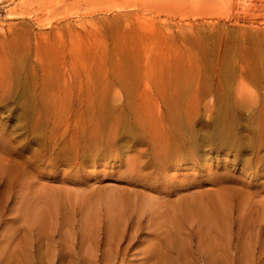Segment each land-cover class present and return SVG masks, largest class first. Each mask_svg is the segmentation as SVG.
Masks as SVG:
<instances>
[{"label":"rangeland","instance_id":"rangeland-1","mask_svg":"<svg viewBox=\"0 0 264 264\" xmlns=\"http://www.w3.org/2000/svg\"><path fill=\"white\" fill-rule=\"evenodd\" d=\"M134 11L145 15L146 26L138 25ZM116 51L119 63L130 67L132 93L143 88L148 64L153 88L164 94L161 115L156 101L145 106L147 133L126 136L116 115L23 113L13 95L5 99L2 85L0 156L8 162L0 173V264H264V202L247 201L251 194L264 198L257 157L264 150L254 142L264 128V0H0V70L27 68L29 80L52 83L57 93L67 88L76 97L98 99L108 75L122 68ZM121 88L115 87L123 100ZM246 98L254 99L251 105ZM165 116L171 135L159 147L152 135ZM222 117L231 131L246 134L248 167L217 141ZM103 118L99 131L92 120ZM82 126L90 139L83 138ZM168 157L175 162L160 165ZM222 189L231 205L222 201Z\"/></svg>","mask_w":264,"mask_h":264},{"label":"bare ground","instance_id":"bare-ground-1","mask_svg":"<svg viewBox=\"0 0 264 264\" xmlns=\"http://www.w3.org/2000/svg\"><path fill=\"white\" fill-rule=\"evenodd\" d=\"M149 5V4H148ZM164 8H165V6H164ZM147 7H146V11H147ZM153 9V8H152ZM174 9V8H173ZM143 10H145V9H143ZM150 10H151V8H150ZM171 10H172V8H171ZM148 11H149V9H148ZM162 11V10H161ZM134 12H136L135 14H134ZM134 12H132V15H135V18L134 19H137V21H138V25L140 26L141 25V21H143L144 23V25H145V15H143V14H141V13H139L138 11H134ZM160 12V11H159ZM128 13V12H127ZM122 14V15H128V17H126L125 19L128 21V18L130 17V15L129 14ZM156 19V18H155ZM154 20V19H153ZM148 21V20H147ZM150 21V20H149ZM155 21V20H154ZM161 21H163V20H161ZM82 22V21H81ZM91 22V21H90ZM151 22L152 23H154L152 20H151ZM150 22V23H151ZM158 22V21H157ZM164 22V21H163ZM163 22H162V24H163ZM68 23V22H67ZM93 23H95L94 21H93ZM148 23V22H147ZM152 23L150 24V25H152ZM169 23V22H168ZM166 21H165V24L167 25L168 24ZM155 24V23H154ZM157 24V23H156ZM170 24V23H169ZM83 25V24H82ZM81 25V26H82ZM92 25V24H91ZM147 25H149V24H147ZM158 25V24H157ZM165 25V26H166ZM191 25V24H190ZM146 26V25H145ZM155 26V25H154ZM183 26V25H182ZM84 27H85V25H84ZM96 27V26H95ZM99 27V26H98ZM98 27H96L95 28V30L94 31H96V29H98ZM105 27V26H104ZM104 27H101V29L102 28H104ZM142 27H143V25H142ZM148 27V26H147ZM150 27V26H149ZM157 27V26H156ZM163 27V26H162ZM180 27H181V25H180ZM186 27V26H185ZM58 29H59V27H57ZM61 28V27H60ZM152 28V27H151ZM171 28V27H170ZM184 28V27H183ZM100 29V28H99ZM98 29V30H99ZM100 29V30H101ZM153 29V28H152ZM157 29V28H156ZM166 29V28H165ZM167 29H168V26H167ZM61 30V29H60ZM59 30V31H60ZM88 31H89V29H87ZM97 30V31H98ZM104 30H105V28H104ZM107 30V29H106ZM168 30H170V29H168ZM101 31H103V29L101 30ZM172 31H174V30H172ZM182 31H183V29H182ZM161 32V31H160ZM179 32H181L180 31V28H179ZM218 32V31H217ZM89 33V32H88ZM98 32H96V34H97ZM104 33H105V31H104ZM103 33V34H104ZM172 33V32H171ZM175 33V32H174ZM177 34H178V32H176ZM175 33V34H176ZM182 33V32H181ZM180 33V34H181ZM225 33V32H224ZM102 34V35H103ZM170 34V33H169ZM177 34L174 36V38H176L177 37ZM208 34H209V32H208ZM211 34V33H210ZM219 34V33H218ZM131 35V34H130ZM183 35V34H182ZM185 35L187 36V33H185ZM193 34H191V35H189L188 37L190 38V36L193 38V36H192ZM212 35L214 36V33H212ZM222 35V34H221ZM59 36H60V34H59ZM87 37H88V34L86 35ZM104 36V35H103ZM106 36V35H105ZM184 36V35H183ZM194 36H196L195 34H194ZM204 36V35H203ZM202 36V37H203ZM199 37V36H198ZM210 37V36H209ZM218 37V36H217ZM226 37V36H225ZM89 38V37H88ZM122 38H126V37H122ZM137 38V37H136ZM170 38H171V35H170ZM172 38H173V36H172ZM181 38V37H180ZM179 38V39H180ZM190 39L191 41L193 40V39ZM204 38V37H203ZM206 38V37H205ZM204 38V39H205ZM91 39V38H90ZM105 39V38H104ZM168 39V38H167ZM186 39H188L187 37H186ZM185 39V37H184V40H186ZM198 39V38H197ZM216 39V38H215ZM219 39V38H218ZM217 39V40H218ZM221 39V38H220ZM223 39V38H222ZM150 40V39H149ZM155 40V39H154ZM174 40V39H173ZM183 40V39H182ZM190 40H188V41H190ZM199 40H200V38H199ZM206 40H208V37H207V39ZM226 40H227V38H226ZM62 41V40H61ZM95 41H96V39H95ZM104 40H102L101 42H103ZM137 41H139L138 39H137ZM148 41V40H147ZM175 41V40H174ZM181 41V40H180ZM187 41V42H188ZM194 41V40H193ZM205 41V40H204ZM203 41V42H204ZM211 41V40H210ZM209 41V42H210ZM221 41V40H220ZM219 41V42H220ZM230 41V40H229ZM58 42H60V41H58ZM127 42V41H126ZM145 42V41H144ZM196 42V41H195ZM216 42V41H215ZM146 43V42H145ZM186 43V42H185ZM188 43H190V42H188ZM201 43V42H200ZM225 43H227V42H224V44ZM230 43H231V41H230ZM16 44V43H15ZM133 44V43H132ZM190 44H192V42L190 43ZM233 44V43H232ZM63 45V44H62ZM122 45V44H121ZM136 44L134 43V46H135ZM147 45H148V43H147ZM196 45H198V44H196ZM203 45H204V43H203ZM205 45H207V46H209L208 44H205ZM211 45H213V44H211ZM220 45H222L221 43H220ZM132 46V45H131ZM193 46V45H192ZM215 46H217V45H215ZM218 46H219V44H218ZM225 46V45H224ZM227 46V45H226ZM233 46V45H232ZM186 47V46H185ZM213 47V46H212ZM223 47V46H222ZM228 47V46H227ZM226 47V48H227ZM98 48V47H97ZM216 48H218V47H215L214 49L216 50ZM226 48H221V49H224L223 51H225V49ZM206 49V48H205ZM220 49V48H219ZM120 50H121V48H120ZM129 50V49H128ZM127 50V51H128ZM147 50V49H146ZM145 50V51H146ZM182 50H184V49H182ZM105 51V50H104ZM133 51H135V50H133ZM137 51V50H136ZM139 51V50H138ZM137 51V52H138ZM217 51V50H216ZM219 51V50H218ZM236 52V51H235ZM234 52V53H235ZM215 53V52H214ZM225 53H226V55L227 54H229L228 52H226L225 51ZM120 54V53H119ZM119 54H118V52L116 51L115 52V57H116V59H115V57H113L115 60H116V63H117V65H121V63H119L120 62V56H119ZM125 54V53H124ZM180 54H181V52H180ZM218 54H219V52H218ZM102 55V54H101ZM141 55V54H140ZM190 55H191V53H190ZM198 55V54H197ZM216 55V54H215ZM222 55V54H221ZM220 55V56H221ZM128 56V55H127ZM142 56V55H141ZM181 56V55H180ZM184 56H185V54H184ZM23 58L25 57L24 55L22 56ZM103 57V56H102ZM136 57V56H135ZM146 57V56H145ZM173 57V56H172ZM194 57V56H193ZM227 57H228V55H227ZM227 57L226 58H224L223 60H225V59H227ZM28 58V57H27ZM127 58V57H126ZM134 58V57H133ZM150 58V57H149ZM221 58V57H220ZM220 58H219V60H220ZM231 58V57H230ZM233 58V57H232ZM108 59H109V57H108ZM128 59V58H127ZM136 58H134L133 60H135ZM165 59V58H164ZM193 59V58H192ZM218 59V58H217ZM25 60V59H24ZM122 60V59H121ZM222 60V59H221ZM238 60H239V58H238ZM240 60H241V58H240ZM145 61V60H144ZM185 61V60H184ZM190 61V60H189ZM194 61V60H193ZM103 62V61H102ZM108 62V61H107ZM122 62H123V60H122ZM126 62V61H125ZM132 62H134V61H132ZM137 62V61H136ZM149 62V61H148ZM166 62V61H165ZM180 62H182V61H180ZM188 62V61H187ZM186 62V63H187ZM216 62H217V60H216ZM229 62V61H228ZM235 62V61H234ZM245 62H246V60H245ZM111 63H114V61L112 62H110L109 63V65L111 64ZM140 63V62H139ZM155 63V62H154ZM183 63V62H182ZM23 64H25V63H23ZM107 64V63H106ZM124 64V63H123ZM126 64H128V63H126ZM133 64V63H132ZM188 64V63H187ZM224 63L222 62V65H223ZM104 65V64H103ZM108 65V66H109ZM134 66H135V63L133 64ZM147 66L145 67V69H143L142 70V72H143V77H144V85H143V88L141 89V90H139V91H137V92H133L132 93V87H131V85L133 84V82L132 81H134V80H132L131 79V76H130V74H129V71L131 72V70H127V68H130V67H127V65H126V67H123L122 65V68H118V71L116 72V71H114V72H111L109 75H108V78L104 81V88L101 90L102 91V96H100V97H98V99H92V98H90V96H86L85 98L83 97V98H79V97H76L74 94H73V92H71V91H67V88H64L63 89V91H62V93L60 94V93H57V91H55L56 90V86H54V84H52V83H48L47 81H43V82H41L40 84L36 81V80H34V81H36V82H34L33 80H29V72H28V70H27V68H26V71L25 70H22V69H18V70H12V69H6V68H3V69H1L0 70V93H1V91H2V85H6L5 87H4V89H3V96L5 97V95H8V97H9V95H13V97L16 99V102H17V109H19L20 111H22L23 113H29V114H31V113H34V112H36V113H38V114H41L42 116H44V117H48V116H58V115H60V114H62V113H67V112H80L81 114H101L102 116H104L105 114L107 115V116H109L108 118L107 117H105L106 119H109L112 115H116V116H118L119 117V119H120V127H119V129L121 130H123L122 132H124V133H126V136H128V137H133L134 136V134H143V133H147V131H149L148 129H149V127H150V120H146L145 118L143 119V115L146 113L147 114V108L145 107L146 105H149V103H150V100H153L154 102L156 101V104H159L158 102V100H159V98L161 97V95H164L163 94V92H160L159 90H156L155 88H153V86H152V84H151V78H150V75H149V73H150V71H149V69H147L149 66H148V64H146ZM150 65H151V63H150ZM228 65V64H227ZM226 65V66H227ZM230 65V64H229ZM228 65V66H229ZM247 65H249V63L247 64ZM128 66H129V64H128ZM131 66V65H130ZM180 66V65H179ZM227 66V67H228ZM259 66V65H258ZM24 67H26V66H24ZM28 67V66H27ZM36 67V66H35ZM40 67V66H39ZM159 67V66H158ZM221 67V66H220ZM223 67V66H222ZM221 67V68H222ZM225 67V66H224ZM226 67V68H227ZM231 67V66H230ZM240 67V66H239ZM29 68H30V66H29ZM105 68V67H104ZM154 69H155V67H153ZM191 68V67H190ZM195 68V67H194ZM196 68H197V66H196ZM220 68V69H221ZM247 68V67H246ZM248 68H250V65H249V67ZM252 68H254L255 69V67H252ZM258 68V67H257ZM37 69V68H36ZM133 69V68H132ZM134 69H136V68H134ZM140 69H141V67H140ZM150 69H151V67H150ZM157 69V68H156ZM192 69V68H191ZM227 69H229V67L227 68ZM230 69H232V68H230ZM114 70H115V68H114ZM117 70V69H116ZM222 70H224V69H222ZM222 70H220V71H222ZM248 70V69H247ZM250 70H252V69H250ZM256 70V69H255ZM263 70H264V68H263ZM128 71V72H127ZM181 72H183L182 70H180ZM219 71V70H218ZM218 71H217V73H218ZM220 71H219V74H220ZM228 71V70H227ZM226 71V72H227ZM240 71H242V69L240 70ZM38 72V71H37ZM152 72V71H151ZM159 72H160V70H159ZM158 72V73H159ZM164 72V71H163ZM171 72V71H170ZM232 72H233V69H232ZM235 72V71H234ZM233 72V73H234ZM238 72V71H237ZM243 72V71H242ZM106 73V72H105ZM177 73V72H176ZM176 73H174V74H176ZM216 73V74H217ZM223 73V72H222ZM227 73H229V72H227ZM264 73V72H263ZM55 74V73H54ZM104 74V73H103ZM127 74H128V76H127ZM154 74V73H153ZM152 74V75H153ZM166 74V73H165ZM199 74V73H198ZM248 74H249V72H248ZM37 75H39V74H37ZM134 75V74H133ZM172 75V74H171ZM182 75V74H181ZM185 75V74H184ZM221 75V74H220ZM222 75H226V73L224 74H222ZM246 75V74H245ZM57 76V75H56ZM55 76V77H56ZM104 76V75H103ZM130 76V77H129ZM175 76V75H174ZM191 76V75H190ZM217 76V75H216ZM236 76V75H235ZM31 78H32V76H30ZM46 77V76H45ZM44 77V78H45ZM102 77V76H101ZM142 77V76H141ZM141 77H140V79H141ZM159 77V76H158ZM167 77V76H166ZM218 77H220L219 75H218ZM262 77H263V75H262ZM139 78V77H138ZM164 78V77H163ZM217 78V77H216ZM35 79V78H34ZM49 79V78H48ZM153 79V78H152ZM184 79V78H183ZM220 79V78H219ZM70 80V79H69ZM136 80H137V78H136ZM212 80V79H211ZM222 80V79H221ZM224 80V79H223ZM226 80H228V82H230L229 81V79H227L226 78ZM225 80V81H226ZM65 81V80H64ZM72 81V80H71ZM91 81H93V80H91ZM153 81V80H152ZM178 81V80H177ZM213 81V80H212ZM215 81V80H214ZM234 81V80H233ZM232 81V83H234ZM79 82V81H78ZM143 82V81H142ZM202 82V81H201ZM205 82H206V80H205ZM217 82V81H216ZM241 82L242 83H244L242 80H241ZM65 83V82H64ZM80 83V82H79ZM93 83V82H92ZM103 83V82H102ZM140 83V82H139ZM241 83V84H242ZM61 84V83H60ZM73 84H74V82H73ZM76 84H77V82H76ZM94 84V83H93ZM96 84H97V82H96ZM229 84V83H228ZM63 85V84H62ZM61 85V86H62ZM70 85H72V83L70 84ZM81 85V84H80ZM84 85V84H83ZM82 85V86H83ZM98 85V84H97ZM117 85H120V86H122V88H124V99L122 100V98H121V94H120V91H118V90H116L115 89V87H117ZM213 85V84H212ZM60 86V87H61ZM76 86H78V85H76ZM93 86H96V85H93ZM222 85H220V87H221ZM239 86V85H238ZM242 86V85H241ZM59 87V88H60ZM167 87H169V86H167ZM192 87V86H191ZM80 88V87H79ZM95 88V87H94ZM93 88V89H94ZM99 88V87H98ZM115 90H114V89ZM121 88V89H122ZM213 89H214V87H212ZM242 87H240V89H241ZM61 89V88H60ZM70 89L71 90H73L72 89V86L70 87ZM81 89H82V87H81ZM139 89V88H138ZM177 89V88H176ZM182 89V88H181ZM217 89V88H216ZM220 89V88H219ZM232 89H234L233 87H232ZM246 89V88H245ZM245 89H244V87H243V90L241 89V90H238V91H243L242 93H245ZM212 90V89H211ZM82 91V90H81ZM98 91V90H97ZM217 91H219V90H217ZM222 91V90H221ZM223 91H225V90H223ZM227 91H229L228 89H227ZM227 91H225L226 93H227ZM237 91V94L238 95H240V93ZM84 92V91H83ZM165 92V91H164ZM171 92H173V91H171ZM212 92V91H211ZM232 92V91H231ZM80 93H82V92H80ZM79 93V94H80ZM176 93H178V92H176ZM183 92H180V93H178V94H182ZM193 93V92H192ZM229 93V92H228ZM227 93V94H228ZM241 93V94H242ZM246 93H248V91H246ZM78 94V95H79ZM110 94H113L112 96H113V98H115V99H113V98H111V99H113V101L115 102V101H120V104H118V105H114V103H113V101H112V103H110L109 102V99H108V96H110ZM135 94V96H136V98H133L132 99V96ZM205 94V93H204ZM220 94V93H219ZM225 94V93H224ZM226 94V95H227ZM232 94V93H231ZM1 95V96H2ZM115 95V96H114ZM183 95H184V93H183ZM195 95V94H194ZM221 95V94H220ZM10 96V97H11ZM82 96V95H81ZM94 96V95H93ZM99 96V95H98ZM225 96V95H224ZM228 96V95H227ZM231 96V95H230ZM241 96V98H242V95H240ZM4 97H3V99H4ZM8 97H5V99H8ZM197 97V96H196ZM12 98V97H11ZM179 98H180V100L182 99V97L181 96H179ZM194 98V97H193ZM218 98V97H217ZM221 98V97H220ZM225 98V97H224ZM248 98V97H247ZM247 98H246V100H247ZM255 98V97H254ZM110 99V100H111ZM132 99V100H131ZM163 99V98H162ZM187 99V98H186ZM185 99V100H186ZM191 99V98H190ZM245 99V98H244ZM252 98H250V100H251ZM261 99V98H260ZM9 100V99H8ZM167 100V99H166ZM197 100H198V98H197ZM256 100V99H255ZM229 101V100H228ZM234 101V100H233ZM247 101H249V100H247ZM245 102L244 101V103H246L247 105H248V103L251 105V103L254 101V99H253V101L252 102ZM258 101V100H257ZM261 101V100H260ZM117 102V103H118ZM165 102V101H164ZM262 102V101H261ZM260 102V103H261ZM161 103H162V101H161ZM209 103V102H208ZM207 103V104H208ZM233 103V102H232ZM255 103H257L256 101H255ZM2 104V103H1ZM3 104H5V103H3ZM223 104H226V103H223ZM7 105H9V104H7ZM180 105V104H179ZM210 105V104H209ZM243 105V104H242ZM242 105H240V106H242ZM247 105L245 106V107H247ZM254 105V104H253ZM259 105V104H258ZM152 106V105H151ZM162 106V105H161ZM160 106V104H159V108L161 109L162 107ZM174 106V105H173ZM208 106V105H207ZM227 106H228V104H227ZM150 107V106H149ZM198 107V106H197ZM196 107V108H197ZM209 107V106H208ZM234 107V106H233ZM244 107V108H245ZM248 107H250V106H248ZM247 107V108H248ZM159 108H157V109H159ZM151 109V108H150ZM187 109V108H186ZM220 109H221V107H220ZM166 110V109H165ZM191 110V109H190ZM190 110H188V111H190ZM222 110V109H221ZM223 110H225V109H223ZM234 110V109H233ZM161 111H162V109L160 110V115H161ZM178 111V110H177ZM187 111V112H188ZM239 111V110H238ZM150 112V111H149ZM163 112H164V110H163ZM218 111H216V113H217ZM232 112V111H231ZM230 112V113H231ZM167 113V112H166ZM165 113V114H166ZM221 113V112H220ZM240 113V112H239ZM249 113V112H248ZM255 113V112H254ZM105 115V116H106ZM214 116V115H213ZM225 116V115H224ZM238 116V115H237ZM22 117V116H21ZM25 117V116H24ZM114 117V116H113ZM117 117V118H118ZM148 117H149V114H148ZM159 117V116H158ZM230 117V116H229ZM86 118V117H85ZM84 118V119H85ZM89 118V117H88ZM87 118V119H88ZM105 118H103V119H101V120H98V121H94V120H92L93 121V124H96L97 126V128H98V130L100 131L101 130V127L102 126H105L106 125V123H105ZM192 118V117H191ZM216 118V117H215ZM218 118V117H217ZM232 118V117H231ZM236 118V117H235ZM238 118V117H237ZM51 119V118H50ZM113 119V118H112ZM163 119V120H162ZM162 119H160V120H157L156 121V127H155V133H153V134H157V135H152V140L154 141V145H160L159 147H161L162 146V142H164V138L165 137H168V135H171V130H169V128H167L166 126H165V124H166V116L165 117H162ZM230 119V118H229ZM239 119V118H238ZM243 119V118H242ZM185 120V119H184ZM240 120V119H239ZM239 120H238V122H239ZM244 120V119H243ZM256 120V119H255ZM153 121V120H152ZM232 121V120H231ZM33 122V121H32ZM109 122V121H108ZM117 121L115 120V123H116ZM233 122V121H232ZM235 122H237L236 120H235ZM234 122V123H235ZM244 122V121H243ZM45 123H47V120H45ZM49 123V122H48ZM84 123L86 124V126H88V124L89 123H87V120L85 119L84 120ZM214 123V122H213ZM212 123V124H213ZM217 123H218V121H217ZM170 124V123H169ZM168 124V125H169ZM236 124H238V123H236ZM263 124H264V122H263ZM90 125V124H89ZM113 125H114V123H113ZM175 125V124H174ZM49 126V125H48ZM58 126V125H57ZM95 126V125H94ZM232 124L231 123H229L227 120H225L223 117L222 118H220L219 119V129H218V134L217 133H215V134H217V141H219V142H221L222 144H223V146H224V144H225V146L227 145V148L229 149L228 151H232V153L234 152V154H235V156H236V158H238V161H240V163H242L243 164V166L244 167H248L249 166V164H248V160H246L245 158H244V156L242 155V152L244 151V150H246V149H248V145H249V142L248 143H246L245 142V140H244V138L243 137H245V135L246 134H242L241 133V131H231L232 130ZM43 127V126H42ZM52 128H53V126H51ZM89 127V126H88ZM92 127V126H91ZM235 127H237V125L235 126ZM241 127H243V126H241ZM253 127V126H252ZM108 128V127H107ZM238 128V127H237ZM34 129H35V127H34ZM58 129V128H57ZM117 129H118V127H117ZM177 129V128H176ZM175 129V130H176ZM173 130V129H172ZM174 130V131H175ZM215 130H216V128H215ZM214 130V131H215ZM243 130H245L244 128H243ZM250 130V129H249ZM39 131V130H38ZM58 131V130H57ZM105 131V130H104ZM152 131V130H151ZM188 131V130H187ZM3 132V131H2ZM50 132V131H49ZM103 132V131H102ZM110 132H112V131H110ZM119 132V131H118ZM176 132H178V130L176 131ZM181 132V131H180ZM7 133V132H6ZM6 133H5V135H6ZM57 133V132H56ZM79 133V132H78ZM95 133V131L93 130V133L92 134H94ZM97 133H100V132H97ZM175 133V132H174ZM173 133V134H174ZM3 134V133H2ZM47 134L48 133H46V136H47ZM105 134V133H104ZM177 134V133H176ZM181 134V133H180ZM249 134V133H248ZM82 135H83V138L85 139V140H87V139H90L91 138V132H88V130L86 129V128H84L83 126H82ZM98 135V134H97ZM151 135V134H150ZM179 135V134H178ZM209 135H211L210 133H209ZM213 135H214V133H213ZM256 135V136H255ZM255 143L256 144H258L259 145V147L260 148H262L263 150H264V128H262V130L261 131H256L255 132ZM111 136V135H110ZM174 137V136H173ZM197 137V136H196ZM43 138V137H42ZM47 138V137H46ZM54 138V137H53ZM82 138V139H83ZM98 138V137H97ZM104 138V137H103ZM119 138V137H118ZM122 138V137H121ZM141 138H143V137H141ZM160 138H161V140H160ZM176 138V137H175ZM83 139V140H84ZM117 139V138H116ZM144 139H145V137H144ZM143 139V140H144ZM157 139H158V141H157ZM246 139V138H245ZM2 140V139H1ZM45 140H47V139H45ZM55 140V139H54ZM110 140V139H109ZM148 140V139H147ZM185 140V139H184ZM190 140H192V139H190ZM189 140V141H190ZM40 141H41V139H40ZM81 141V140H80ZM104 141V140H103ZM168 141V140H167ZM169 141H170V139H169ZM178 141V140H177ZM188 141V140H187ZM197 141V140H196ZM47 142H49V141H47ZM87 142V141H86ZM89 142V141H88ZM102 142V141H101ZM100 141L98 142L99 144L101 143ZM110 142H114V141H110ZM123 142H126L125 140L123 141ZM176 142V141H175ZM175 142H173L174 144H175ZM183 142V141H182ZM198 142V141H197ZM214 142H216V139H215V141ZM253 142V143H254ZM50 143V142H49ZM57 143V142H56ZM151 143V142H150ZM168 143V142H167ZM166 143V144H167ZM178 143L180 144V141H178ZM220 143V144H221ZM254 143V144H255ZM79 144H80V142H79ZM99 144H98V146L97 147H99ZM102 144V143H101ZM112 144V143H111ZM124 144V143H123ZM122 144V145H123ZM127 144V143H126ZM184 144V143H183ZM194 145H196L195 144V142L193 143ZM57 145H60V144H57ZM105 145V144H104ZM108 145V144H107ZM110 145V144H109ZM113 145V144H112ZM111 145V146H112ZM125 145V144H124ZM150 145V144H149ZM176 145V144H175ZM181 145V144H180ZM55 146V145H54ZM90 146V145H89ZM110 146V147H111ZM169 146V145H168ZM167 146V147H168ZM189 146V145H188ZM187 145L185 146V147H188ZM196 146H198V144L196 145ZM200 146V145H199ZM198 146V147H199ZM251 146V145H250ZM86 147V146H85ZM91 148H93L92 147V145L90 146ZM89 147V148H90ZM107 147V146H106ZM109 147V146H108ZM158 147V146H157ZM176 147V146H175ZM178 147V146H177ZM184 147V148H185ZM90 148V149H91ZM117 148V147H116ZM155 148H156V146H155ZM189 149H190V147H188ZM197 148V147H196ZM253 148H255V147H253ZM59 149V148H58ZM61 149V148H60ZM104 149V148H103ZM115 149V148H114ZM124 149H126V147L124 148ZM150 149V148H149ZM252 149V148H251ZM54 150V149H53ZM94 150H96V149H93V152H95ZM136 150H137V148H136ZM148 150V149H147ZM155 150V149H154ZM162 150H163V148H162ZM178 150V149H177ZM184 150V149H183ZM256 150V148L254 149V151ZM48 151V150H47ZM91 151V150H90ZM101 151V150H100ZM103 151V150H102ZM114 151V150H113ZM116 151V150H115ZM138 151V150H137ZM137 151H135V152H137ZM151 151V150H150ZM192 151V153H193V150H191ZM252 151V150H251ZM250 151V152H251ZM259 151V150H258ZM3 152H5V151H3ZM55 152V151H54ZM93 152H91V153H93ZM104 152V151H103ZM135 152H133V153H135ZM139 152V151H138ZM143 152V151H142ZM152 152V151H151ZM153 152H156V151H153ZM152 152V153H153ZM183 152V151H182ZM189 152V151H188ZM55 153H57V152H55ZM90 153V154H91ZM96 153V152H95ZM105 153V152H104ZM140 153V152H139ZM145 153V152H144ZM147 153H148V151H147ZM146 153V154H147ZM178 153V152H177ZM184 153V152H183ZM244 153V152H243ZM252 153V152H251ZM255 153V152H254ZM259 152H257V157H258V168H259V173H258V175H264V153L263 154H258ZM261 153V152H260ZM170 154V153H169ZM58 155V154H57ZM132 155V154H131ZM159 155V154H158ZM161 155V154H160ZM162 155H164L163 153H162ZM174 155V154H173ZM176 155V154H175ZM179 155V154H178ZM193 155V154H192ZM201 155V154H200ZM88 156V155H87ZM130 155H128V157H129ZM138 156H140V154L138 155ZM150 156V155H149ZM156 156V155H155ZM168 156V155H167ZM234 156V155H233ZM251 156V155H250ZM127 157V156H126ZM132 157V156H131ZM141 157V156H140ZM165 157V156H164ZM204 157V156H203ZM254 157H256V156H254ZM257 157H256V159H257ZM161 158V157H160ZM166 158V157H165ZM164 158V159H165ZM198 158V157H197ZM132 159V158H131ZM150 159V158H149ZM159 159V158H158ZM163 158L162 159H160L161 160V163H160V165H164V166H167L168 165V163H169V161L171 162V163H173L172 161L174 160V159H176V158H174V157H168V159H170V160H164ZM251 159V158H250ZM56 160V159H55ZM126 160V159H125ZM140 160V159H139ZM204 160V159H203ZM233 160V159H232ZM235 160V159H234ZM144 161V160H143ZM205 161V160H204ZM257 161V160H256ZM255 161V162H256ZM7 162H8V158H7V156H6V154L4 153L3 155H1L0 156V173L1 174H3V173H5L6 172V170H7ZM137 162V161H136ZM139 162H141V161H139ZM138 162V163H139ZM150 162H152V161H150ZM157 162V161H156ZM165 162V163H164ZM174 162H175V160H174ZM178 162H179V160H178ZM129 162H127V164H128ZM132 163L133 162H131V165H132ZM250 163V162H249ZM205 164V163H204ZM130 165V166H131ZM152 166H153V164H151ZM151 166V167H152ZM241 166V165H240ZM251 166V165H250ZM133 167V166H132ZM139 168H140V166H138ZM161 167V166H160ZM255 167L257 168V166L255 165ZM131 168V167H130ZM143 168V167H142ZM208 168H210L209 166H208ZM207 169V168H206ZM249 169V168H248ZM132 170V169H131ZM141 170V169H140ZM165 170V169H164ZM211 170V169H210ZM209 170V171H210ZM244 170H246V168H244ZM133 171V170H132ZM143 171V170H142ZM155 171V170H154ZM244 172V171H243ZM247 172H248V170H247ZM133 173V172H132ZM223 173V172H222ZM246 173V172H245ZM229 174V173H228ZM248 174V173H247ZM238 175V174H237ZM236 175V176H237ZM226 176V175H225ZM243 176V175H242ZM133 177V176H132ZM138 177V176H137ZM3 178V177H2ZM219 179V178H218ZM239 179V178H238ZM250 180V179H249ZM232 181V180H231ZM262 181V180H261ZM248 182V181H247ZM262 184V183H261ZM237 185H239V184H237ZM221 186V185H220ZM245 187V186H244ZM262 187V186H261ZM264 187V186H263ZM253 189V188H252ZM257 189V188H256ZM228 191V190H227ZM252 191V190H251ZM249 192V191H248ZM260 192V191H259ZM257 193V192H256ZM221 196H222V198H223V202H224V204H226V206L227 205H231V203L233 202V199H232V197H229L228 196V194L226 193V191L224 190V189H222V192H221ZM256 196H259V195H256ZM248 200V204H251V203H253V202H255V204L257 203V204H262L263 205V202H264V198H262V196H261V198H259L258 197V199H256L255 198V194H251V195H248V198H247ZM246 202V201H245ZM256 204V205H257ZM252 205V204H251ZM246 207V206H245Z\"/></svg>","mask_w":264,"mask_h":264}]
</instances>
